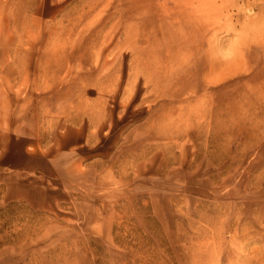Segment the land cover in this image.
<instances>
[{"label": "rangeland", "instance_id": "obj_1", "mask_svg": "<svg viewBox=\"0 0 264 264\" xmlns=\"http://www.w3.org/2000/svg\"><path fill=\"white\" fill-rule=\"evenodd\" d=\"M0 264H264V0H0Z\"/></svg>", "mask_w": 264, "mask_h": 264}]
</instances>
